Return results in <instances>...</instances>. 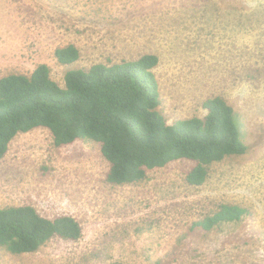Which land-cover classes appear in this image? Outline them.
Segmentation results:
<instances>
[{"label":"rangeland","instance_id":"rangeland-1","mask_svg":"<svg viewBox=\"0 0 264 264\" xmlns=\"http://www.w3.org/2000/svg\"><path fill=\"white\" fill-rule=\"evenodd\" d=\"M67 45L79 59L62 65L54 52ZM144 55L158 58L168 124L203 118V103L221 97L246 154L208 166L199 187L185 181L188 160L113 186L98 144L55 147L42 128L19 134L0 160V209L72 216L82 236L28 254L0 246V264H264V0H0V78L44 64L63 87L69 70ZM221 205L248 215L210 232L192 228Z\"/></svg>","mask_w":264,"mask_h":264},{"label":"trees","instance_id":"trees-1","mask_svg":"<svg viewBox=\"0 0 264 264\" xmlns=\"http://www.w3.org/2000/svg\"><path fill=\"white\" fill-rule=\"evenodd\" d=\"M58 63L79 59L74 45L57 48ZM154 55L113 65L95 64L69 70L64 86L51 79L47 65L29 75L0 78V160L19 134L46 129L55 147L76 141L99 145L109 164L106 182L113 186L139 183L147 171L171 162L188 160L195 165L186 173L191 186H202L208 166L228 157L246 154L234 109L221 97L203 103L206 115L168 124L159 110V87L153 69ZM248 215L238 205L219 209L192 228L210 232L223 224H236ZM82 228L72 216L42 217L33 207L0 209V246L11 254L37 252L53 238L77 241ZM122 264V263H111Z\"/></svg>","mask_w":264,"mask_h":264}]
</instances>
